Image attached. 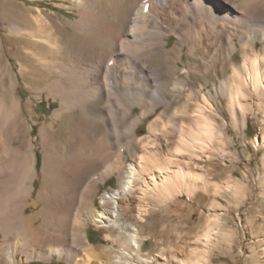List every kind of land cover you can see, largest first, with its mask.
Returning a JSON list of instances; mask_svg holds the SVG:
<instances>
[{
	"label": "bare ground",
	"instance_id": "1",
	"mask_svg": "<svg viewBox=\"0 0 264 264\" xmlns=\"http://www.w3.org/2000/svg\"><path fill=\"white\" fill-rule=\"evenodd\" d=\"M69 8L74 17L37 7V26L13 19L20 45L12 61L0 42V264L55 256L69 264L211 263L205 254L215 238L230 239L217 233L221 213L208 209L217 222L198 236L205 246L194 261L184 249L143 252L150 236L140 224L150 200L170 216L182 195L208 192L212 208L223 192L238 206L249 195L235 166L227 181L212 182L216 164H225L211 162L238 157L230 128L247 145L250 114L261 127L250 143L264 147V0H71ZM119 82L131 100L114 110L106 96ZM44 97L58 104L39 125L34 109ZM116 174L119 187L100 193L99 208V184ZM90 223L108 227L120 248L92 243Z\"/></svg>",
	"mask_w": 264,
	"mask_h": 264
},
{
	"label": "rangeland",
	"instance_id": "2",
	"mask_svg": "<svg viewBox=\"0 0 264 264\" xmlns=\"http://www.w3.org/2000/svg\"><path fill=\"white\" fill-rule=\"evenodd\" d=\"M70 5L71 0H0V42L2 43L1 55L4 57L3 60L11 58L12 61L13 53L20 45L18 42L19 40L13 37L9 32V26L13 19H18L23 24L28 26H37L31 19V13L34 12L37 7L48 13L52 12L54 14L57 12L62 18L66 17V15L74 17V13H72L69 8ZM27 40L30 41L28 37H25L23 44L30 45ZM175 40V36H170L169 44L172 45ZM262 44L263 42L257 41L258 47ZM37 49L44 50L42 48ZM235 57L237 60L241 58L238 52L235 54ZM185 59H187V56H185ZM193 81L195 85H199L198 79L193 77ZM160 91L163 92L162 90ZM31 92V89L27 88L24 84L22 85L20 93L23 99L28 100L31 96ZM130 96L131 94L127 92V88L119 82L115 85L112 92L106 96V99L108 100V104L111 103L113 105L114 110H118L122 104L128 103L129 100H131ZM57 104V102L52 101L53 107ZM53 107L49 105L45 97L42 100L36 99L34 112L36 113V117L39 116V125L42 120L49 119L50 114L53 112ZM140 112L141 108L136 107L134 115H137ZM147 123L148 120L139 126V135L146 134L148 132ZM260 131L261 127L258 122V118L253 114H250L248 128L246 129L247 145L241 143V137H236L234 131L230 128V133L234 138L232 150H237L236 152L238 153V157H236V154H229L226 157L227 161L222 162L219 159H216L211 162L214 163L217 161L218 163L220 162L225 164H216L215 172L213 176H211L212 182L219 183L227 181L229 177L228 172H230L229 169L234 166L236 167L234 177L242 178L244 174L246 175L244 177L247 179L250 191L248 190L249 195L247 196L245 202L238 206L232 201L230 194L223 192L218 195V201L216 200L215 203L217 206H215L214 208L216 209H214L211 205L213 195L208 192L200 191L193 199H188L186 195L180 196V201L184 202L182 207L178 206L171 208L170 213L172 215L168 216L167 214H164L162 210L153 205V200L147 199L148 201H152V204L149 206L150 212H152H149V214L146 215L147 218L145 217L146 221H143L140 224L141 229L143 228V234L150 236L145 240L143 252L157 253L159 249L163 248L166 253L173 256L177 252L181 251L182 253L184 249L185 252L182 253L184 256H187L193 261L197 260L201 255L199 251L205 246L204 242L197 241L198 236H202L200 234L204 233V230L210 225V223L214 224V222H217L214 217L211 216V218L209 215L208 209H213L215 212H219L223 215V220L218 221L219 228L221 229L217 233L220 235L222 230L224 233L229 235L228 237L230 239L226 242L220 237L215 238L216 244L211 249L212 253L210 251L208 252L209 255L205 254V258L208 261L209 259L211 260V263L207 264H264V256H262L264 247V187L262 181V177L264 175V147L257 151L250 143V139L259 134ZM35 133L36 129L34 128L33 135H35ZM116 137L117 132L114 131L113 138H109V142L111 143L115 141ZM243 148H246L249 154H251L250 160H248L247 157L241 153ZM166 152L167 150H164V154ZM131 162H133V160L127 156V165ZM39 181L40 176L36 179V187L39 186ZM118 187V174L109 176L104 182H101L95 195V202L97 206H99V208H103L100 204V195L102 193L110 191L111 189H117ZM35 194L36 192H34V195ZM32 208L36 210V208L32 206H29L28 210L30 211ZM128 217H132V212H125L123 220H128ZM208 218L211 219L209 220ZM87 229L88 233L90 230L96 233L90 234L89 236L90 241L95 245L112 246L115 244L116 249L120 248V243H116L117 241L114 242L112 239L107 238L106 234H109L108 227L90 223ZM157 247H159V249ZM25 263L69 264L65 259H62L59 256H55L53 261H34Z\"/></svg>",
	"mask_w": 264,
	"mask_h": 264
},
{
	"label": "trees",
	"instance_id": "3",
	"mask_svg": "<svg viewBox=\"0 0 264 264\" xmlns=\"http://www.w3.org/2000/svg\"><path fill=\"white\" fill-rule=\"evenodd\" d=\"M90 234H96L94 231H89L88 235L90 236Z\"/></svg>",
	"mask_w": 264,
	"mask_h": 264
}]
</instances>
